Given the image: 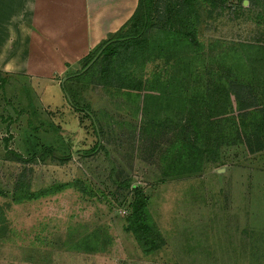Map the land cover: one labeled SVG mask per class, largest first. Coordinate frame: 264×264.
<instances>
[{"label":"rangeland","instance_id":"1","mask_svg":"<svg viewBox=\"0 0 264 264\" xmlns=\"http://www.w3.org/2000/svg\"><path fill=\"white\" fill-rule=\"evenodd\" d=\"M261 2L186 4L182 21L196 29L194 47L180 19L168 20V8L179 14L184 0H157L139 44L88 71L94 62L69 85L76 106L62 85L82 61L52 79L0 72V264H264V150L226 147L220 161L203 158L197 170L187 149L165 159L186 142L176 126L187 115L160 87L182 77L207 88L220 75L247 82L246 68L238 73L222 54L264 45ZM151 90L168 99L147 106ZM257 103L253 96L246 104ZM204 108L199 121L218 119ZM138 190L147 199L153 252L131 219Z\"/></svg>","mask_w":264,"mask_h":264},{"label":"trees","instance_id":"2","mask_svg":"<svg viewBox=\"0 0 264 264\" xmlns=\"http://www.w3.org/2000/svg\"><path fill=\"white\" fill-rule=\"evenodd\" d=\"M196 1L198 0H184V3L180 5H182L185 11H182L181 7L178 11L179 14L176 13L175 7L173 9L168 8V12L172 16L169 17V22H172L174 19L175 21L180 19L182 23L181 31L183 30L187 42L194 47H198L200 44L196 29L186 26L182 20L186 21L185 13L190 11L185 9L186 4L190 5V3L193 4ZM257 1L261 2V0ZM262 1L261 4L264 6V0ZM156 2L157 0H139L138 8L129 22L117 33L111 35L82 61L84 63L83 69L80 72L66 74L63 78L66 82L62 85V90L66 98L70 99L71 105L76 106L74 100L77 94L69 85L87 75L81 74V72L93 60L97 58L94 65L88 70L91 72H94L93 67L96 62L104 61L108 66L119 58L120 55L124 56V52L121 53L122 50L135 47L148 35L153 27L152 14L157 4ZM263 14L264 11H261L257 17L261 18ZM237 48L233 47L230 52L223 53L222 58L226 64L232 65L228 67H234L238 73L241 71L242 66L246 68L248 76L245 79L247 82L241 81L244 77L240 75L235 81L229 82L225 76L220 75L221 77L217 76L208 88L207 86L204 87V85L198 84L196 78L192 82L187 77H182L180 80L171 79L160 85L164 90L170 92V96L174 99L171 100L174 102V109L186 112L185 115H187V118H182L185 122L178 123L176 126L180 128L181 125L180 133L183 131L186 134L185 138L187 140L186 142L177 141L172 145L171 152L167 151L164 156L165 159L181 156L182 152L187 149L192 155V169L197 170L199 162L203 158L214 162L220 161L222 159L221 150L226 147H242L246 145L251 153H258L264 150V45L238 44ZM193 69L195 67H189V65L184 68V70L188 71V74H190V71L194 73ZM207 69L208 67L203 65L200 70H203L202 73L206 74L204 71ZM107 73V68H104L102 74L106 75ZM209 74L210 72L207 71V75ZM239 90L247 94L249 96L248 99H245L244 97L246 96L242 95ZM164 92H159L158 95L153 91L146 94V105L152 106L151 103L158 100L162 102L165 99L164 97L168 99ZM253 96H255V99L257 97L258 103L252 106L251 104H246L249 100L251 101ZM176 104L180 106L176 107ZM183 104L192 106L183 110L181 108ZM203 107H205L204 109H208L209 113L219 116L218 119L210 120L207 123L199 121L197 116L200 113L199 109ZM198 110L199 112H197ZM237 112H239L238 115L236 114ZM150 128L153 129L154 125H148L147 129L149 131ZM44 148L45 151L50 150L51 153L53 152L51 149ZM184 164L183 162L181 167ZM131 208V219L136 229L142 231V236L139 237V240L146 241L144 245L149 247L146 252H153L157 249L158 245L153 239L152 229L146 222L147 199L141 191H136V199Z\"/></svg>","mask_w":264,"mask_h":264},{"label":"crops","instance_id":"3","mask_svg":"<svg viewBox=\"0 0 264 264\" xmlns=\"http://www.w3.org/2000/svg\"><path fill=\"white\" fill-rule=\"evenodd\" d=\"M139 0H0V72L64 75L129 22Z\"/></svg>","mask_w":264,"mask_h":264},{"label":"water","instance_id":"4","mask_svg":"<svg viewBox=\"0 0 264 264\" xmlns=\"http://www.w3.org/2000/svg\"><path fill=\"white\" fill-rule=\"evenodd\" d=\"M97 59V58H96ZM96 59L95 60H93V62L82 72V73H84L85 71H87L92 65H93V63L96 61ZM64 81H66V80H64ZM69 101H70V99H68ZM71 102V101H70Z\"/></svg>","mask_w":264,"mask_h":264}]
</instances>
